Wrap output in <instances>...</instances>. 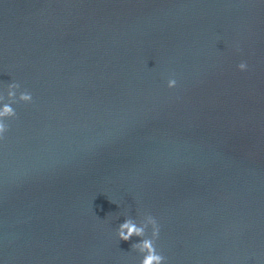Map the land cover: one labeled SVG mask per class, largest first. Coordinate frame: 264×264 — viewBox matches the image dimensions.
<instances>
[{"label":"water","instance_id":"water-1","mask_svg":"<svg viewBox=\"0 0 264 264\" xmlns=\"http://www.w3.org/2000/svg\"><path fill=\"white\" fill-rule=\"evenodd\" d=\"M10 83L0 264H264V0H0Z\"/></svg>","mask_w":264,"mask_h":264},{"label":"clouds","instance_id":"clouds-1","mask_svg":"<svg viewBox=\"0 0 264 264\" xmlns=\"http://www.w3.org/2000/svg\"><path fill=\"white\" fill-rule=\"evenodd\" d=\"M240 71H245L247 65L241 62L238 65ZM176 86V81L170 79L167 87L172 89ZM20 85L18 83H10L7 86V103H5L4 95L0 94V139L4 137L5 132L8 130V125L5 123L6 120L14 119L16 112L11 104L19 102L29 104L32 102V95L27 91L19 92ZM17 92L19 96L17 98ZM151 227V238H146V229ZM159 226L157 221L152 216H146L141 223L138 225L132 219H126L117 230V237L119 241L127 242L133 237L140 238V243L132 244V249L137 251L143 258L141 264H165V257L159 254L155 247V241L159 237Z\"/></svg>","mask_w":264,"mask_h":264}]
</instances>
